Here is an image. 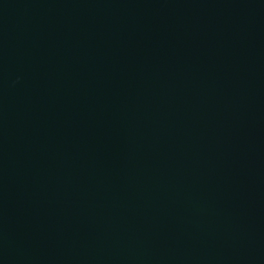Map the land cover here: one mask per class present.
I'll return each instance as SVG.
<instances>
[{"label": "water", "instance_id": "1", "mask_svg": "<svg viewBox=\"0 0 264 264\" xmlns=\"http://www.w3.org/2000/svg\"><path fill=\"white\" fill-rule=\"evenodd\" d=\"M0 264H264V0H0Z\"/></svg>", "mask_w": 264, "mask_h": 264}]
</instances>
